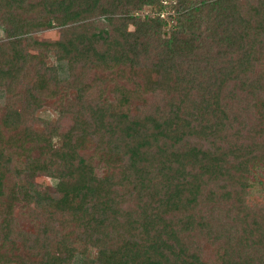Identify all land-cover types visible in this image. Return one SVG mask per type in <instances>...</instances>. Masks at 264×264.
I'll return each instance as SVG.
<instances>
[{
  "label": "trees",
  "instance_id": "16d2710c",
  "mask_svg": "<svg viewBox=\"0 0 264 264\" xmlns=\"http://www.w3.org/2000/svg\"><path fill=\"white\" fill-rule=\"evenodd\" d=\"M0 30V264H264V0H0Z\"/></svg>",
  "mask_w": 264,
  "mask_h": 264
},
{
  "label": "rangeland",
  "instance_id": "374dc122",
  "mask_svg": "<svg viewBox=\"0 0 264 264\" xmlns=\"http://www.w3.org/2000/svg\"><path fill=\"white\" fill-rule=\"evenodd\" d=\"M57 33H58L57 28H54V29H49V30H44V31L34 33L33 36H35L36 38H40V39H50V38L52 39V38L56 37ZM0 34H1V30H0ZM65 63H66V66H63V69L62 70L59 69L60 71L58 72L59 78L64 79V80L70 78L69 76L67 77L68 63L67 62H65ZM65 67H66V69H65ZM16 86L20 87L21 85L16 84ZM2 87H0V127L4 128V130H5V131H3V130L2 131L4 133L3 135H5L4 139H6V137L9 136L11 130H9L3 126V116H4V112H5V110H3V109H4V104L6 102V91H5L6 86L5 87L2 86ZM12 147L15 148L14 145ZM13 150L14 149L11 148L8 151L11 153V152H13ZM9 178H10V176L7 174L6 175L7 181L9 180ZM39 179H41V177ZM76 256L77 257H75V260H74L75 264H80L81 263V257H79L78 255H76Z\"/></svg>",
  "mask_w": 264,
  "mask_h": 264
},
{
  "label": "built area",
  "instance_id": "2783aa9c",
  "mask_svg": "<svg viewBox=\"0 0 264 264\" xmlns=\"http://www.w3.org/2000/svg\"><path fill=\"white\" fill-rule=\"evenodd\" d=\"M159 15H160L161 17H163V16L165 15V12L162 11V12L159 13Z\"/></svg>",
  "mask_w": 264,
  "mask_h": 264
}]
</instances>
